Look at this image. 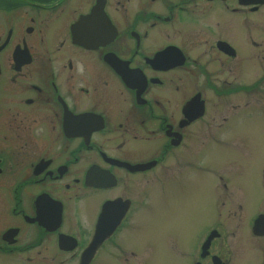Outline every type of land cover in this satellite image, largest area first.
<instances>
[{"label":"flooded vegetation","instance_id":"obj_1","mask_svg":"<svg viewBox=\"0 0 264 264\" xmlns=\"http://www.w3.org/2000/svg\"><path fill=\"white\" fill-rule=\"evenodd\" d=\"M263 46L264 0H0V264H264Z\"/></svg>","mask_w":264,"mask_h":264},{"label":"rangeland","instance_id":"obj_2","mask_svg":"<svg viewBox=\"0 0 264 264\" xmlns=\"http://www.w3.org/2000/svg\"><path fill=\"white\" fill-rule=\"evenodd\" d=\"M263 51H264V46H263ZM262 59H263L262 54L260 53L257 54L256 56L257 63L261 62ZM263 63H264V60H263ZM263 63L261 62L259 64L264 65ZM217 65L220 66V69H217V71L220 73L226 72L228 69L227 65H225V67L221 66L219 62H217ZM263 110H264V106H263ZM260 115L257 116L258 119L264 118L263 116L260 117ZM254 129H264V124H257L254 127ZM254 147L256 151V161H260L264 159V146L259 143V136H257V143ZM236 158L237 156L235 154L233 156V160H236ZM238 160H250L247 149L244 148L243 150H241L240 158H238ZM165 210H166L165 197L163 194H161L160 213L156 216H153L149 220L145 219L141 223V233L139 234V239L142 240V243L138 247L142 248L143 250L145 249L147 250V253H148L147 258H146L147 261L155 262L157 252L159 253V249L164 248V247H169L171 241L178 234V232L168 229L169 228L167 227L168 224L172 225V222H169V219L167 217H162V215L165 213ZM159 217H161L160 218L161 225L153 224V221ZM146 260L144 262H147ZM100 264H107V262L104 260ZM112 264H115V263H112ZM155 264H169V263L160 261L159 263H155Z\"/></svg>","mask_w":264,"mask_h":264},{"label":"water","instance_id":"obj_3","mask_svg":"<svg viewBox=\"0 0 264 264\" xmlns=\"http://www.w3.org/2000/svg\"><path fill=\"white\" fill-rule=\"evenodd\" d=\"M102 239H103V238H102ZM94 249H95V246L93 247V250H94ZM87 259H88V258L86 257V258H85V262L82 263V264H87V262H88Z\"/></svg>","mask_w":264,"mask_h":264}]
</instances>
